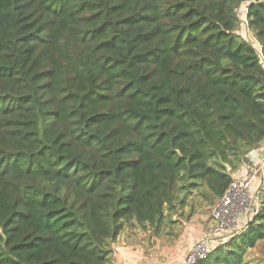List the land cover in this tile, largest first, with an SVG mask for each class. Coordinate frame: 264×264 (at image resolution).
I'll use <instances>...</instances> for the list:
<instances>
[{
  "label": "trees",
  "instance_id": "16d2710c",
  "mask_svg": "<svg viewBox=\"0 0 264 264\" xmlns=\"http://www.w3.org/2000/svg\"><path fill=\"white\" fill-rule=\"evenodd\" d=\"M263 143L264 0H0V264H113ZM263 239L264 200L195 264Z\"/></svg>",
  "mask_w": 264,
  "mask_h": 264
},
{
  "label": "rangeland",
  "instance_id": "374dc122",
  "mask_svg": "<svg viewBox=\"0 0 264 264\" xmlns=\"http://www.w3.org/2000/svg\"><path fill=\"white\" fill-rule=\"evenodd\" d=\"M242 13L244 15L246 10ZM244 26L246 28L243 34L253 41L254 33L248 29L246 21ZM257 151L244 158L245 163H250V169L255 167L253 160L259 156ZM204 194L205 192L192 190L183 209L167 210V219L158 230L149 226H126L113 245L112 263L131 264V255L132 258L138 259L137 263L134 261L135 264H169L173 257H176L180 264H188L189 259L203 255L200 247L206 244L207 236L213 232L212 211L217 203L206 200ZM252 194L258 195L260 209L264 200V182ZM244 228H240L239 232ZM242 264H264V239L245 250Z\"/></svg>",
  "mask_w": 264,
  "mask_h": 264
},
{
  "label": "built area",
  "instance_id": "2783aa9c",
  "mask_svg": "<svg viewBox=\"0 0 264 264\" xmlns=\"http://www.w3.org/2000/svg\"><path fill=\"white\" fill-rule=\"evenodd\" d=\"M259 173L260 168L250 169L243 176L232 180L224 196L214 205V229L212 234L207 236L206 244L200 247L204 254L198 255L196 259H189L188 264H195L207 258L214 247L225 244L232 238L231 234L240 233V228L243 229L249 219L258 213L259 198L258 195L254 196L252 191Z\"/></svg>",
  "mask_w": 264,
  "mask_h": 264
},
{
  "label": "crops",
  "instance_id": "0c3cea01",
  "mask_svg": "<svg viewBox=\"0 0 264 264\" xmlns=\"http://www.w3.org/2000/svg\"><path fill=\"white\" fill-rule=\"evenodd\" d=\"M257 152L259 153V156H258V158L256 157V159L253 160L255 167H251V168H253V169L254 168H256V169L260 168L261 176L259 174V176L255 180L252 192H254L258 188V186H260V184H262L264 182V143L259 147ZM249 164L245 163L241 167V169L237 172L238 176H243L245 173L248 172V170H250V167L248 166ZM130 257H131V259H130L131 264H135L134 261L136 260V257L132 258L131 255H130ZM137 261H138V259L136 260V263H137ZM169 264H180V263H179L178 259H176V257H173V258H171V262Z\"/></svg>",
  "mask_w": 264,
  "mask_h": 264
}]
</instances>
